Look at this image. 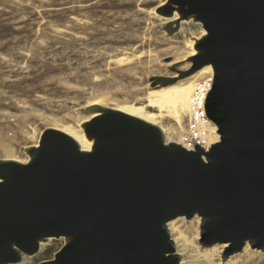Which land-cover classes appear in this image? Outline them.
<instances>
[{"label": "water", "instance_id": "water-1", "mask_svg": "<svg viewBox=\"0 0 264 264\" xmlns=\"http://www.w3.org/2000/svg\"><path fill=\"white\" fill-rule=\"evenodd\" d=\"M173 2L209 33L179 75L213 65L207 113L220 141L189 151L116 112L92 126L90 154L45 131L29 163L0 160V264L37 254L48 238L70 240L39 264H180L168 224L196 216L203 247L228 245L224 261L247 244L264 251V0Z\"/></svg>", "mask_w": 264, "mask_h": 264}, {"label": "rangeland", "instance_id": "rangeland-1", "mask_svg": "<svg viewBox=\"0 0 264 264\" xmlns=\"http://www.w3.org/2000/svg\"><path fill=\"white\" fill-rule=\"evenodd\" d=\"M165 1L0 0V160L27 159V146L49 128L79 132L90 116L86 109L97 102L157 114L177 140L187 113L178 122L150 107L148 96L163 78L190 69V43L204 27L163 18L157 9ZM205 75L182 82L195 85ZM177 227L186 264H264V251L251 247L231 261L220 251L206 257L200 223L197 229V221L185 218ZM63 246L52 239L25 264L52 259Z\"/></svg>", "mask_w": 264, "mask_h": 264}, {"label": "bare ground", "instance_id": "bare-ground-1", "mask_svg": "<svg viewBox=\"0 0 264 264\" xmlns=\"http://www.w3.org/2000/svg\"><path fill=\"white\" fill-rule=\"evenodd\" d=\"M165 5H171L172 7H174V12L171 15H164L162 13H159L158 9H157V13L160 16H162L163 18H165L167 20L169 19L171 22H175L174 24L179 22L180 23L179 26H181V24L183 25V23H188L190 21H195V22L199 23V21L196 20V15H194V14L188 15L186 18L182 17V14L179 11L180 6L177 3L173 2V0H166L165 2H163V4L160 7L165 6ZM170 27L171 26H169V28ZM174 28H171V29H174ZM208 34H209L208 31L204 28V33L202 36L194 38L192 40V42L190 41L191 43H190L189 48H191V51H190V54H189V57L187 60H191L193 57H195L196 55H199L203 52V50L200 48V45H201L202 41H204L207 38ZM190 63H191V61H190ZM207 73H214V67L212 64L206 65L205 67H203L202 69L198 70L197 72H195L194 74H192L188 77H191L193 75H196V76L203 75V74H207ZM188 77H186V78H188ZM175 78H177L179 80L174 82V83H171L169 85H163L161 89L151 91L150 95L148 96V102H149L150 107L157 109L160 112L170 113V115L175 117L178 122H181L182 112H186V113L189 112L191 98H192V95L194 93L195 85L184 84L182 81L185 78L180 79V75L175 76ZM180 82H182V83H180ZM88 109H89L88 113L90 114V116L81 122L79 132L72 131V130L68 131V130L59 129V128H49L48 130H53L56 132L66 134L74 142V144L79 148V150L81 152L86 153V154H90V153H93L95 151V149L98 145L97 137L91 133L92 126L95 125L96 120L99 117H102V116L109 114V113H115L116 112V113H121V114L129 115L131 117L141 119L147 123H150V124L156 126L159 129V131L161 132V134L163 135L166 143H170V142L179 143L178 140L172 139L173 136L172 137L170 136V130L171 129L165 127L164 125H162L158 122V120H157L158 115L152 114L144 108L128 107V106L127 107H120V108H112V107H109V106H106L104 104L97 102V103H94L91 106H89ZM216 128L218 130L217 126H216ZM48 130H46V131H48ZM46 133L47 132H43V134H42V136H41V138L37 144L27 146V148L25 149L27 159L19 160V159H10L9 158V159H3V160H15V161L23 163V164L29 163L31 161V159L33 158V156H32L33 150L40 147V143L43 140L44 135ZM213 138H214V140H217L219 142L221 139V135L218 132V135L213 136ZM205 152H207V151H205ZM3 181H4V179L2 177H0V182H3ZM193 219L195 221H197V229H198L199 223L201 222V218L196 216ZM183 221H185L184 217L178 218L177 220L175 219L168 224L170 234L176 243V253H178V254H179V252L177 249V245H178L177 243H178L179 239H181V240L183 239L184 233H183V231H181L179 229V227H177V224H179ZM176 235H178L179 237H176ZM198 235H200V233ZM52 239H55V238H48L44 241H41L40 242V251L43 250V248L45 246L49 245L50 242L52 241ZM59 240H63L64 245H65L66 243L69 242L70 239L69 238H60ZM226 247H228V245L217 244V245H214L212 247H205V248H203V251H204V254L206 257H210L213 255V253L220 251L218 256L221 257L222 256L221 251H224L226 249ZM248 250H250L249 244H247L244 248L245 252ZM234 255H236V254L231 255L232 257L230 256L231 257L230 261L235 257ZM31 256H33V255H28V254L22 253L21 260L16 264H25L27 261V257H31ZM179 256H180V262L179 263L180 264H186V262L184 261V259L181 256V254H179ZM190 264H192V263H190Z\"/></svg>", "mask_w": 264, "mask_h": 264}, {"label": "built area", "instance_id": "built-area-1", "mask_svg": "<svg viewBox=\"0 0 264 264\" xmlns=\"http://www.w3.org/2000/svg\"><path fill=\"white\" fill-rule=\"evenodd\" d=\"M213 85L214 73H207L195 84L190 109L182 133L177 139L179 144L189 151H195L200 147L208 152L218 143L213 138L218 135V130L207 113V99Z\"/></svg>", "mask_w": 264, "mask_h": 264}]
</instances>
